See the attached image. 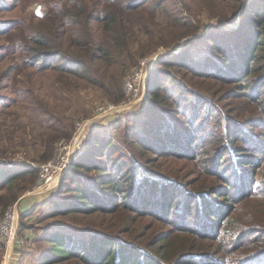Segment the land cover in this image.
I'll return each instance as SVG.
<instances>
[{
	"label": "rangeland",
	"instance_id": "obj_1",
	"mask_svg": "<svg viewBox=\"0 0 264 264\" xmlns=\"http://www.w3.org/2000/svg\"><path fill=\"white\" fill-rule=\"evenodd\" d=\"M73 1L0 0V167L4 172H17L9 181L0 179V264H40L50 247L41 238L45 234L49 236L47 230L56 226L79 235L104 232L135 241L145 249L153 239L157 240L158 235L174 233L173 226L129 210L128 213L120 210L114 214L96 212L85 216L81 213L54 215L55 207L49 200L59 199L58 190L72 162L84 157L92 159L94 153L100 156L97 160H110L103 155L104 149L92 150L94 135L111 143L114 149L107 155L114 152L112 160L126 162V167L134 174L143 169L140 173L144 176L173 178L190 191H205L218 185L227 187L222 178H234L233 186L240 177L244 186L251 181L255 185L264 183L261 172L264 156L254 152L247 142L238 140L237 144H241L246 155L257 156L253 168L238 172L230 169L228 157L219 159L225 152V128L238 130L236 127L261 118V106L238 93L239 90L233 91L235 82L224 84L217 78L192 73L190 65L183 67L186 56L191 58L190 54L192 60L187 65L193 63L199 67L198 61L207 64L213 49L208 38L221 37L238 29L248 14L246 6L250 0H137L131 60L122 65L121 59L107 67L98 62L97 83L67 74L59 76L54 68L61 63L58 59L48 57L44 61L47 66L37 63L35 53L45 50L44 46L36 44L39 34H43L48 42H56L60 37V42H65L63 46H68L67 39L61 37L66 30V17L62 19L58 14L64 13L66 3ZM163 62L175 65L167 69L162 67ZM158 68L167 69L165 72L172 76L167 77ZM151 78L158 82L157 88L165 96L152 114L145 111ZM187 94H196L215 103L209 128H206L209 110L204 107L199 115L205 125L203 129L214 133L216 139H208L207 133L196 132L189 126H194L193 122H185L192 119L198 106L197 99L187 97ZM251 95L254 97V93ZM260 100L264 101V94ZM148 122L151 127L146 125ZM166 125L172 137H182L184 128H188L191 133L184 136L185 140H192L193 132L198 133V139L188 149L179 150V147L167 153ZM148 128L153 130L147 131ZM248 130L264 140L262 127ZM145 142L152 145L148 152ZM67 158L70 160L66 167L50 182L41 180V173L49 164ZM30 168L35 172L29 171ZM107 171H110L108 166ZM80 175L82 180L96 181L92 169L81 171ZM255 185L251 190L257 192L261 188ZM68 186H74L71 180ZM242 188H231L230 200L226 201L235 206L233 220L248 222L253 217H264V199L256 193V198L241 195ZM68 195L62 192L60 196ZM185 202L182 201L180 207ZM195 209L196 204L193 211ZM175 215L174 211L172 219ZM12 217L13 227L3 228L13 222ZM177 220L179 218L175 222ZM202 220L201 216L196 220L193 214L192 226ZM225 227L221 226L219 239L202 242L193 235L180 236L187 239L188 247L208 245L211 255L221 259L228 255L235 261L244 250L253 255L259 246L261 251L264 250L254 240V235L243 239L242 233L236 241L225 237L222 234ZM12 229L16 243L6 247L2 230ZM173 246H176L175 242L171 243ZM237 248L238 252L235 251ZM260 258L255 264H264V255ZM56 264L79 263L71 259Z\"/></svg>",
	"mask_w": 264,
	"mask_h": 264
},
{
	"label": "trees",
	"instance_id": "obj_2",
	"mask_svg": "<svg viewBox=\"0 0 264 264\" xmlns=\"http://www.w3.org/2000/svg\"><path fill=\"white\" fill-rule=\"evenodd\" d=\"M250 1L251 3L246 6L248 14L241 20L238 29H232L231 32L228 31L221 37L208 38L213 49L209 52L211 60L207 64H203L206 61H198L201 63L199 67H195L193 63L187 65L186 63L192 60V54H190L191 58L186 56V62L183 64L185 68L190 65L189 70L192 73L217 78L224 84L235 82L232 86L233 91L239 90L238 93L250 97L252 101L261 106L263 114L261 118L253 119L243 127H236L238 130L225 128L227 133L226 144L223 147L225 152L220 155L219 159L228 157L230 169L238 170V172L253 168L257 163L254 158L257 156L243 153L245 149L242 150L241 144H237L238 140L243 143L247 142L254 152L260 153L259 156H264V140L248 130L255 127L264 129V101L260 100L264 94V0ZM65 7H67L65 12L58 16L62 19L66 17L64 21L66 30L61 37L67 39L68 46L66 48L63 46L65 42L64 40L60 42V37L56 42L53 40L48 42L43 34H39L36 44L44 46L45 50L35 53L37 63L47 66L44 61L48 57L58 59L61 63L54 68L59 76L64 77L67 74L68 77L74 76L97 83L95 76L100 66L98 62L107 67L117 64L121 59L122 65L125 61L131 60V38L135 28L133 16L136 14L137 0H75L67 2ZM95 22L97 25H94ZM144 29H147V26H144ZM161 65L169 69L175 64L163 62ZM167 69L158 68V71L171 77V74L165 72L168 71ZM157 83L151 78L148 85L149 97L145 111L150 114L159 107V102L165 100V96L157 88ZM253 93L254 97L251 95ZM187 97L197 99L198 106H196L192 119L185 122H193L194 126H189L196 132L207 133L208 139H216L217 136L214 133L203 129L205 125L200 121L199 115L204 107L209 110L206 114V119H208L206 128H209L211 110H214L215 103L196 94H187ZM201 104L202 107H200ZM238 124L240 123L236 125ZM146 125L150 126L149 122ZM152 130L147 129V131ZM183 132L182 137H172L166 125L167 153L179 147H181L179 150L185 147L188 149L193 141L198 139V133L193 132V139L186 141L184 136L190 130L184 128ZM180 138L186 141L185 145L182 144ZM104 141V138L94 135L91 139V147L92 150L104 149L103 155H106L105 158L109 157L110 160H103V158L97 160L96 158L100 156L97 153L92 155L90 151L92 159L84 157L72 162L58 190L59 199L49 200V203L55 207L54 215L81 213L85 216L96 212L114 214L120 210L128 213L129 210L140 216L150 215L158 222L173 226L174 233L167 236L166 234L158 235L155 237L157 240L153 239L145 249L135 241L121 239L104 232L79 235L56 226L53 230H47L50 232L49 236L45 234L41 238L50 247L48 251H45L41 261L39 260L40 264H56L71 259H76L79 264H255L260 262L258 259L264 255V250L259 249L260 246L256 247L258 251L255 254L251 255L252 252L246 254L244 250L239 253L240 258L233 261L228 255L222 259L211 255V248L208 245L203 248L196 245L188 247L185 243L187 239L183 240L180 236L181 234H184V237L193 235L202 242L208 239H219L221 226L225 225L222 233L225 237L236 241L242 233L243 239L254 235V240L264 247V217L251 216L253 218L248 222L234 221L232 213L235 211V206L226 204V201L230 200L231 188L238 190L244 186L241 177L234 183V186L232 184L234 178L233 180L222 178L227 182V187L218 185L205 191H190L173 178L144 176L140 173L143 169H140L138 174H134L130 168L126 167V162L118 159L112 160L111 155L114 152L110 156L107 155L114 148L111 143ZM144 144L147 148L146 152L150 151L152 145L147 142ZM107 166L110 171H107ZM90 169L95 173V182L81 178L80 172ZM12 171L4 172L3 167H0V179L8 181L12 179L17 175V172ZM29 171L35 172L34 168H30ZM262 171L264 174V167ZM69 180L74 184L73 187L68 186ZM251 182L242 188V193H239L254 198L257 197L256 194H260L261 199H264V183L255 185L253 181ZM252 185L261 189L254 192L253 189L251 190ZM62 192H67L69 195L60 196ZM182 201L187 202L180 207ZM194 204H196V209L193 211ZM174 211L176 215L175 219H172ZM193 214L196 220L200 216L203 220L192 226ZM177 218L179 220L175 222ZM171 238L176 240L170 241ZM172 242L176 243L175 247H171ZM239 248L235 251L238 252ZM252 259L256 260L253 262Z\"/></svg>",
	"mask_w": 264,
	"mask_h": 264
},
{
	"label": "built area",
	"instance_id": "obj_3",
	"mask_svg": "<svg viewBox=\"0 0 264 264\" xmlns=\"http://www.w3.org/2000/svg\"><path fill=\"white\" fill-rule=\"evenodd\" d=\"M69 160L70 158H67L66 160L65 159L61 160V162L53 163V164L51 163L52 165L49 164V166L46 167L41 173V180L46 183L50 182L58 172H61L62 169L66 167ZM12 218H13V222L3 228L13 227L14 217ZM2 233L5 234V242H6L5 246L6 247L13 246L16 243L14 239V235H13V229L11 231L2 230Z\"/></svg>",
	"mask_w": 264,
	"mask_h": 264
}]
</instances>
